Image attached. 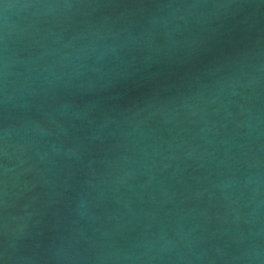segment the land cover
<instances>
[{
  "label": "water",
  "instance_id": "water-1",
  "mask_svg": "<svg viewBox=\"0 0 264 264\" xmlns=\"http://www.w3.org/2000/svg\"><path fill=\"white\" fill-rule=\"evenodd\" d=\"M0 264H264V0H0Z\"/></svg>",
  "mask_w": 264,
  "mask_h": 264
}]
</instances>
